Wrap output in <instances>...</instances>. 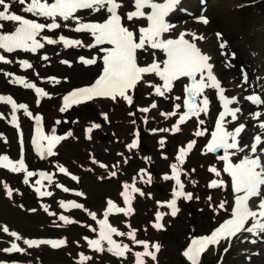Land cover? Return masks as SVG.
Here are the masks:
<instances>
[{"label":"rangeland","instance_id":"1","mask_svg":"<svg viewBox=\"0 0 264 264\" xmlns=\"http://www.w3.org/2000/svg\"><path fill=\"white\" fill-rule=\"evenodd\" d=\"M6 2L10 4V0ZM123 2L126 6L121 9L122 16L133 10L132 0ZM9 11L22 13V9L15 4L10 5ZM76 15L82 21L98 22L106 14L103 11L97 13L85 10ZM196 15H204L209 23L198 21ZM123 19L126 27L132 29L138 37V30L145 25V18L129 21L123 16ZM61 22L60 28L46 31V37L58 39L61 35L72 37L74 34L77 40L83 42L81 46L64 47L62 43L48 44L44 40V47L35 55H28L26 52L18 56L5 53V59L11 63L0 61V95L10 92L16 103H23L29 113L32 111L29 116L25 115L23 109L16 110L17 127L14 122L9 123L7 120L5 111L9 106L0 102V112L3 114V118H0V154L9 156L13 162L23 155L27 170L35 171L40 166L52 176V182L48 184L51 195L40 198L35 195V175L25 183L22 180L24 172L14 173L0 167V264H75L77 252L90 258L82 261L80 257L79 264H136L137 257L131 260L127 255L128 251L122 259H111L109 255L114 254L107 251L106 241L101 242L103 250L100 251L106 253L100 258H95V248L89 249L84 236L94 237L97 232L100 233L99 220L106 211L111 220L109 226L117 228L118 233H125L123 236L116 233L111 235L121 245H127L128 249L139 246V252L145 250L144 245L133 242L128 235L132 233L135 240L147 242L148 251L155 252L156 259L146 256L145 263L189 264L182 254L191 237L209 232L227 216L234 196L230 176L223 171L225 161L221 157L225 154L224 150L217 149L215 154H211L204 148L213 116L220 110L217 91L212 88L205 90L204 96L210 102L207 111L187 118L179 125V131H172V128L187 111L184 107V100L187 98L185 85L190 82L175 81L171 89L160 96L155 87L151 86L158 87L163 83L155 74L146 75L135 89L129 91L131 104L117 97L116 100H100L92 106L72 105L61 112L59 103L63 99V93L70 86L92 80L100 66V58L95 53L100 52L99 46L94 44L91 34L74 32V20ZM169 22L173 24L166 33L169 38L182 32L188 37L190 31L203 37L202 42L213 54L214 63L219 66L216 74L225 93L230 95L233 87L243 89L237 95L240 103V123H237L245 125L240 136V148L244 147V151L229 150L235 153L229 156L231 161L235 164L245 156H250L248 143L254 135H261L259 150L263 149L264 132L260 125L264 123V103H252L246 100V96L255 94L264 101V0H207L205 5H200L198 0H183ZM65 24L68 26L65 27ZM9 29L7 24L3 30L8 32ZM217 33L221 34L219 38ZM221 43L224 44L223 48ZM230 49L233 51L226 53ZM153 51L158 62L163 59L164 53L160 50H149L148 53L139 54L142 66L152 62ZM234 52L239 56H230ZM45 56L47 59H44ZM22 57H29L32 65L24 73L26 82L43 89L48 96H38L34 89L12 82L13 75L20 72L17 59ZM80 57L95 58L96 63L83 64L79 61ZM244 60H247L251 68L254 67L249 75L244 72ZM224 62L227 64L225 68L222 67ZM244 75L247 76L246 83ZM53 77L59 82L50 79ZM153 104L156 107H152ZM144 108L148 111H141ZM36 111L43 113L47 128L59 115L56 123H60L57 124L56 131L64 136L71 133L55 148L54 154L43 161L33 156L28 145L33 113ZM169 113L175 114L165 115ZM201 120L203 124L199 123ZM160 129L167 131H159ZM197 131L204 134L197 136ZM133 141L136 142V147H128ZM191 141L195 143L188 150L187 145ZM180 148L186 149L182 163L177 160ZM174 163L178 165L177 171L183 189L179 188L175 179H164L165 175L173 176L171 165ZM60 167L67 171L60 172ZM210 167H214L219 175L210 171ZM112 172L116 175L113 176ZM72 176L78 179L73 180ZM213 180L218 182L217 187L209 186ZM220 181L223 184H219ZM5 184L12 188L13 196L9 198L4 196L7 195ZM133 188L139 191H133ZM174 189L191 194L190 199L176 198L175 216L171 214L172 208L169 207ZM124 192L128 194L129 203H125L122 195ZM69 201L82 207H61V202L67 205ZM109 201L114 207L109 205ZM258 201L259 198L254 197L250 205L255 206ZM117 208L126 211L118 212ZM128 209L131 211H127ZM158 212L162 214L159 220L156 215ZM123 213L127 217L122 216ZM61 215L72 222L60 220ZM123 219L129 220V223L123 224ZM88 223H91V232L87 230ZM156 224L162 227L157 228ZM251 224L250 220L247 227ZM5 226L9 229L7 233L3 231ZM11 232H16L19 239L11 236ZM43 238L65 239V246L29 247L23 243L24 239ZM11 241H16L25 251L4 252L3 249L9 248ZM221 243L222 247L230 246L224 253L222 264H264V232L253 234L245 231L242 236L236 235L219 244ZM154 244L160 246L158 251L152 247ZM218 252L219 245H210L198 264H216Z\"/></svg>","mask_w":264,"mask_h":264},{"label":"snow or ice","instance_id":"2","mask_svg":"<svg viewBox=\"0 0 264 264\" xmlns=\"http://www.w3.org/2000/svg\"><path fill=\"white\" fill-rule=\"evenodd\" d=\"M180 0H164L163 3H155L152 0H132L133 10L124 13L127 20L132 21L134 19L144 18L148 21L146 27L139 28V35L137 37L134 31L130 30L128 27L124 26L122 23V14L120 9L125 7L123 0H27V6L22 10L25 13H32L35 16L43 17L45 19H50V23H39L36 20L26 19L25 17L9 13L10 4L6 3V0H0V6H3V10H0V20L4 21H14L18 23L14 31L7 34H0V49L6 51L7 53H13L16 50H23L26 52L36 53L38 49L44 47L41 39L42 30L48 29L49 31L55 30L61 27V24L57 22L58 19L65 22L69 20H74L76 26L72 29L76 32H87L90 33L94 38L95 45H110V47H101V52L104 53L103 59V69L98 78L95 79L93 83L88 86L79 87L73 89L63 97V106L60 108L61 112L66 111L69 107L74 104H80L85 101H91L94 98H111L116 100L117 97L126 100L129 104L132 103L131 96L128 94L129 90L133 89L138 82L144 80L146 75L155 74L163 82L160 86L151 85L155 87V91L158 95L163 96L164 92L170 90L173 86V82L179 80L180 78H187L190 82L185 85V92L187 98L184 100V107L187 111L179 117L177 125H174L172 131H179V125L184 123L189 117L198 116L200 113L207 111L208 99L204 96L206 89L212 88L217 91L220 101L222 102L223 110L219 113V118L216 121L215 130L211 133V140L207 145L208 150L215 152L217 149L224 150V156L221 157L225 161L223 171L228 173L231 177L232 188L234 193H236L234 198V206L231 211V218L227 219L221 223L217 228H215L209 235L202 237H194L190 242L188 248L185 250L183 255L190 261V264H198L200 255L206 251L208 246L217 245L221 240L231 239L236 236L241 231H247L249 233H259L264 232V195H262V186H264V163L261 162L259 156H245L238 163L231 164L229 161V156L234 155V152L229 150L242 151L240 148L238 136L244 130V125H238L234 130L229 131L225 128V124L228 121L225 117L230 116L231 120L235 121L237 119V113L240 109L231 108L229 105L233 103H238L237 97H227L225 95V89L218 79L216 74L213 72V64L210 63L211 57L206 54L197 44L193 41L196 39H203V37L192 36V40L185 38V33H181L177 38L169 39L164 38L163 34L171 30L173 25L166 21V17L172 12L175 7L179 4ZM20 4H25L26 0H19ZM146 7L151 9V12L146 15ZM78 10H92L94 12H106V18L102 22H84L76 14ZM200 22L207 24L209 23L207 17L201 16L199 18ZM65 27L68 25L65 24ZM221 36L217 33V37ZM48 44L62 43L64 47L81 46L82 41L77 39L66 38L61 35L58 39H52L48 37H43ZM95 45H88V47H93ZM222 48L224 44L220 45ZM149 50H160L164 53L165 59L162 61H157L155 59V52H152L153 60L151 63L141 65L139 62L140 53H148ZM44 59H47L45 56ZM0 61L5 63H11L5 59V56L0 55ZM79 61L86 65H92L96 63L95 58H85L80 57ZM62 63H69L68 61H62ZM21 67L28 69L32 65L24 60L20 62ZM6 75H11L6 73ZM55 82H59L56 78H50ZM244 81L247 82V76L244 75ZM13 83L22 84L25 88L34 89L38 96H48L49 94L43 89L37 87L33 83L26 82L23 77H16ZM203 97V99H199ZM179 99V98H177ZM255 104L264 103L261 97L258 95H250L246 97ZM0 102H6L11 105L13 113L17 109H23L25 115H31L28 112L27 106L23 103H16L12 97L0 96ZM39 103V100L37 101ZM152 107H156L155 104ZM179 107V105H177ZM141 111L147 112L148 109L144 108ZM175 113H169L165 115H174ZM259 115V113H257ZM0 118H3V114L0 113ZM106 118V117H105ZM12 122L14 126L19 127L15 124L17 117L12 115ZM35 120L39 122L41 117L39 115L35 116ZM59 123V121H57ZM200 124L204 122L199 121ZM264 128V124L260 125ZM93 127H99V125H93ZM38 139L40 141H47L46 146L37 142V138H33L32 143L36 146L37 152L43 155L45 152L48 156L54 154L53 149L56 145L70 136L69 132L67 136H57L54 134L44 135L40 134L39 128H37ZM156 131V130H153ZM159 131H167V129H160ZM197 136L203 135L201 131L195 133ZM195 141H191L187 145V149L190 150ZM262 143L261 136L257 135L254 137V142L251 145V152L253 154L257 153V146ZM130 148L136 147V142L133 141L132 144L128 145ZM247 147V146H245ZM264 151V149H261ZM186 154L185 148L179 149V155L177 160L182 163L183 158ZM104 167V165H101ZM0 167L9 169L14 173L24 172L25 173V183H28V178L34 175V172L26 169L23 155L21 158L13 162L9 156L5 154H0ZM173 169V176H164V179H175L176 184L180 189H183V184L179 179L178 165L174 163L171 165ZM60 172H66L64 167L59 168ZM210 171L215 172L217 175L219 173L214 167H210ZM113 176L116 175L115 172L111 173ZM39 176L46 178L49 183L52 182V177L44 172H40ZM73 180L78 178L75 176L71 177ZM36 184H40L41 180H36ZM219 184H223L220 181ZM210 187H217L218 182L213 180L210 182ZM57 187H61L57 185ZM128 188V185L124 186ZM6 194L11 196L12 190L7 184L4 185ZM68 191V189H64ZM35 191L40 196L51 195L50 192L41 191L40 188H36ZM133 191H139V189L133 188ZM82 195V193H77ZM125 199V203H129V197L126 192L122 193ZM186 197L191 198L190 193H185L182 190H173V199L169 203V207L172 208L171 214L176 215L177 208L175 207L176 198ZM259 198V202L254 207L250 206L249 201L252 198ZM109 205L112 202L109 201ZM71 206L74 208H80L82 205L69 201L67 205L61 202V207ZM223 207V204H221ZM47 211V209H45ZM118 212L126 211L123 208H117ZM127 211H131L128 209ZM108 212H105V216ZM157 219L161 217V213H157ZM60 220L66 223H71L67 217L61 215ZM251 220L252 224L246 227V223ZM101 225V231L99 233V239L89 240V247L95 248L100 251L103 250L101 242H107V251L113 252L114 255L123 256L126 251H128L127 245L116 244L112 239L111 234L116 233L118 235H125V233H118L115 227H111L107 224L106 220L99 221ZM157 228L162 227L160 224L155 225ZM4 232H9V229L5 226L3 228ZM11 236H19L16 232H11ZM136 244L144 245L145 250L143 252H137L135 255L137 257L136 264H143L142 257L149 256L153 260L156 259L154 251H148V244L146 241L135 240L134 235L129 233ZM23 243L29 247H39L40 245H50L53 248H58L65 244L63 239L60 240H47V239H24ZM156 251L159 250V245L154 244L152 246ZM4 252L19 251L23 252L25 249L20 248L16 243H12L11 247L3 249ZM82 261L85 259H90L89 257L81 256Z\"/></svg>","mask_w":264,"mask_h":264},{"label":"bare ground","instance_id":"3","mask_svg":"<svg viewBox=\"0 0 264 264\" xmlns=\"http://www.w3.org/2000/svg\"><path fill=\"white\" fill-rule=\"evenodd\" d=\"M12 1H13V3L15 2V0H12ZM17 2H19V0H18ZM152 2H156V1H153V0H152ZM14 4H15V3H14ZM24 6L26 7L27 5H24ZM23 13H24V12H23ZM25 16H31V17H33V18H36V19L38 20L39 23H43V22H42V18H43V17L35 16V15H33L32 13H25ZM13 26H14V27H17V26H18V23L15 22V23L13 24ZM200 43H201V42H200ZM200 45L202 46V50L205 51L206 54H208V55L211 57V54L208 53V51H207V47H204L205 45H203V44H200ZM232 50H233V49H230L227 53H230ZM232 56H234V54H232ZM249 56H253V55H249ZM210 63L213 64V71H216V65L213 63V57H211ZM251 64H253V62H252ZM245 65H246V62H245ZM246 68H248L249 71H253V69H254L253 67L250 68L249 65H247ZM237 92H239V90H238L237 88H235L234 91H233V94H236ZM103 99H106V100H107V99H109V98H103ZM99 101H100V98H94V99L91 100V101H85V102H83V103H82V104H83L82 106H86V105L92 106V105H95V103H97V102H99ZM60 105H61V102H60ZM62 106H63V101H62ZM11 114H12V113H11ZM55 115H56V114H55ZM57 117H59V115H58ZM50 126L53 128V127H55L56 125H55L54 122H51V123H50ZM60 142H61V141H60ZM60 142H59V143H60ZM59 143H58V144H59ZM44 173L47 174L46 171H44ZM47 175H48V174H47ZM39 180H41V183H45V181L48 182V180H47L46 178H42V177H39ZM262 256L264 257V255H262Z\"/></svg>","mask_w":264,"mask_h":264}]
</instances>
